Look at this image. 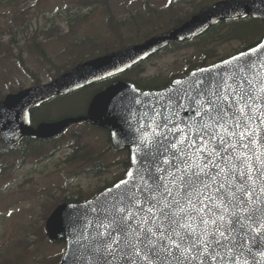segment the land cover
Masks as SVG:
<instances>
[{
	"label": "snow or ice",
	"instance_id": "obj_1",
	"mask_svg": "<svg viewBox=\"0 0 264 264\" xmlns=\"http://www.w3.org/2000/svg\"><path fill=\"white\" fill-rule=\"evenodd\" d=\"M258 67H264L259 56L238 62L227 80L194 81L184 95L195 119L175 121L174 113L156 122L131 179L116 185L124 190L92 209L93 264H247L254 247L264 255ZM79 260L75 250L66 257L67 264Z\"/></svg>",
	"mask_w": 264,
	"mask_h": 264
},
{
	"label": "rangeland",
	"instance_id": "obj_2",
	"mask_svg": "<svg viewBox=\"0 0 264 264\" xmlns=\"http://www.w3.org/2000/svg\"><path fill=\"white\" fill-rule=\"evenodd\" d=\"M93 1L100 3L90 5ZM218 1L222 0H19L17 6L0 5V39L5 42L13 39V36L5 34L10 30L9 26H13L18 34V42L12 46L8 54L5 53L0 57V89L3 93H9V91L27 88L34 84V80L18 60L22 51L21 58L26 65L38 74L42 83L46 84L57 75L53 70L54 67L62 70L64 66L71 64V60H74L70 55L73 43L85 44L84 48L79 49L81 51L107 50L111 43L104 41L108 39L113 41V32H116V36L121 33L124 37L127 31L125 24L118 27L120 21L126 18L139 20L141 17L148 20L149 13L146 4L151 6L152 11L157 12L160 16L159 21H162L160 25L164 26L163 23L175 21L179 15L195 12L197 5L212 4ZM71 9H74L80 17L85 18L76 24L73 30H70L67 24L61 23V20L66 22ZM62 10L64 11L60 16ZM14 11L24 13V15L15 20ZM51 22L61 26V33L50 40L43 39L46 55L50 58V64H46L42 62L43 57L29 51L30 41L27 37L30 33L47 28L46 26ZM166 27L168 28L167 25ZM150 30L151 27L145 26V31ZM94 35H99L102 42L90 43L83 40ZM242 48V44L238 41L217 43L216 51L211 54L213 58L206 59V62L209 65L214 64L240 52ZM195 64H198V60L194 57V50L183 49L155 57L142 67L145 77H159L160 81H164L179 75L186 76L189 65ZM89 97L90 93L83 92L63 98L58 101L57 105L39 111L37 117L58 119L81 114L85 111ZM72 128L90 129L95 132L100 139H88V142L93 143L95 148H100L99 146L107 141V136L102 130L93 129L87 124L73 125ZM85 141L87 142V139ZM65 145L66 140H63L58 147ZM70 154L65 147L54 155H40L34 160L31 169L23 167L21 162H16L17 173L8 176L0 172V247L6 251L7 245H10L9 249L14 250L22 264H42L40 259L49 255L58 258L63 249L62 245L53 246L33 242L30 245L14 248L12 242L15 230H18L19 226H21L19 235L26 232L23 226H41L42 216L39 214L43 212H39L42 209L41 201L43 198L46 199L45 192L49 190L58 192L57 197L62 198L65 195L82 191L83 195L89 197L99 191V186H105L104 180L96 181L82 176L81 167L70 164L73 163L68 160ZM10 159L6 158L5 162ZM122 169L123 167L112 168L109 181L120 177L124 172ZM23 183L28 184L22 189L20 185ZM63 186L64 189L59 192ZM35 239L36 237L32 236L30 240Z\"/></svg>",
	"mask_w": 264,
	"mask_h": 264
},
{
	"label": "water",
	"instance_id": "obj_3",
	"mask_svg": "<svg viewBox=\"0 0 264 264\" xmlns=\"http://www.w3.org/2000/svg\"><path fill=\"white\" fill-rule=\"evenodd\" d=\"M247 18L261 20L264 23V0L218 2L192 16L181 27L151 38L141 45L87 62L51 85L9 95L5 101L0 102V137L8 145H16L26 136L55 138L64 133L71 123L86 119L96 126L107 129L117 149L129 150L131 164L123 181L130 180L129 172H134L139 166L134 161L140 153L141 142L151 140L156 122L161 121L163 116H173L174 113L175 121H187L190 116L195 119L192 111L193 102L184 95L185 91L189 90V85L200 78L207 80L209 77L213 79L224 77L227 80L229 74L236 70L238 62L243 63L245 59L255 61L257 56L264 60V47H261L264 45V39L256 47L217 64L195 70L187 77L175 80L171 86L163 90L143 92L132 84L117 83L92 100L88 115L83 118L46 123L34 130L30 123L31 110L56 96L69 94L93 82L123 73L169 45L199 37L221 22ZM253 71L257 73V80L264 79V67H258ZM228 82L231 83V80ZM195 94V91L191 92V95ZM259 123L257 120L256 124ZM123 190V186L117 189L115 185L101 193L95 200L82 204H64L53 212L47 220L46 230L53 242L66 243L62 264H67L66 257L73 250L80 257L78 264H93L88 250L91 237L95 234L92 222L96 219V213L92 209L97 207L98 202H104L117 191ZM252 253L251 256L245 254L247 264H264V255L260 249L254 247Z\"/></svg>",
	"mask_w": 264,
	"mask_h": 264
},
{
	"label": "trees",
	"instance_id": "obj_4",
	"mask_svg": "<svg viewBox=\"0 0 264 264\" xmlns=\"http://www.w3.org/2000/svg\"><path fill=\"white\" fill-rule=\"evenodd\" d=\"M100 3L99 1H93L90 3V5H97ZM19 4V0H0V5L3 6H17ZM213 4V3H212ZM212 4H206V5H197V9L195 12L192 13H187L186 15H179L175 21L172 22H166L163 23L164 26L160 25L162 24V21H159V15H157L156 11L151 10V6L146 4V9L148 10V20L145 19V17H141L139 20L138 19H123L122 21L119 22V26H123V24L126 25L127 31L124 33V37L122 36L121 33H118L116 36V32H113V37L114 40L108 39L107 41L111 43V46L107 50L103 51H97V52H91V51H81L79 49L84 48V45L80 43H73L71 45V50H70V55L71 58L74 60H71V64L69 66H64L61 70V68L56 69L54 67V71L57 73L56 76L53 77V79L60 77L63 73L68 72L72 68H74L76 65L82 63L85 60H89L98 56H102L108 53H111L113 51H124L126 48L132 45L140 44L144 42L145 40L164 32L165 30L172 28V27H178L184 23V21L199 12L200 9L205 8L207 6H210ZM74 9L70 10V14L67 19V25L70 27V30H73L74 26L78 24L79 22L83 21L85 18L80 17L78 14H73L74 12L72 11ZM24 15V13H13V18L17 20L20 18V16ZM144 24V26H143ZM168 26V28L166 27ZM25 26V25H24ZM145 26L151 27L150 31H145ZM47 28L42 29L41 31H36L34 33L25 32L28 35L27 39L30 41V47L29 51L33 53L39 54L44 62L46 64H50V58L46 55V50L44 44V40H50L52 37L56 36L57 34L61 33V26L59 24H56L55 22L49 23ZM10 30L6 32V35H11L13 36V39L8 40V42L3 41V39H0V57L4 55L5 53L8 54L10 52V49H12V46L15 45L18 42V34L17 31L13 26H9ZM15 30V33H14ZM22 33V34H23ZM130 33V34H128ZM4 34V35H5ZM128 34V35H127ZM16 35V36H15ZM24 35V34H23ZM264 38V24L263 22L255 19H246V20H240L237 22H231V23H220L217 26H214L210 28L205 34L200 36L197 39L185 42V43H179L175 44L171 47L168 48L167 51L174 52L176 50H183V49H193L194 50V57L198 60V64H195L193 66L189 65V68L187 71L191 69H195L198 67H202L205 65H208L209 63L206 62V59H212L214 53L216 51V44L217 43H228L232 41H238L242 44V49H250L257 45L260 40ZM44 39V40H43ZM100 36L99 35H94V36H89V39L84 38V41H89L90 43L94 42H102L100 41ZM214 46V49L212 47ZM22 51V50H21ZM23 52V51H22ZM20 53V58L18 60L20 61L21 65L24 67L25 71L27 72L28 75L31 76V78L34 80V82L37 85L42 84L40 77L38 74L34 71H32L24 62V60L21 58ZM166 52V51H165ZM73 61V62H72ZM71 67V68H69ZM134 71H141L140 68L133 70ZM132 71L128 72L127 74L123 76H127L130 74ZM130 82L135 84L139 88H153V87H158V88H163L167 87L171 83V78L166 79L165 81L161 82V84H158L157 86L152 85L156 80L154 77L149 78L147 80H131L129 79ZM12 92H16L15 90ZM5 95L2 92V89H0V100L4 99ZM43 121H49L52 120L51 118H44L42 119ZM35 147H32L31 152L33 155L38 154L41 150L44 151L41 147V143L36 141L34 142ZM14 148H9L6 147L3 143V141L0 139V158L3 157H8V156H14ZM28 183H24L20 187L23 188L27 185ZM48 196H53L50 198H47ZM45 198L41 201V206L42 210L41 215L42 217V222L41 226H23L26 230L23 234L19 235V231L21 229V226H19L18 230H15V233L13 235V244L14 248L25 246V245H30L32 242L33 243H46L50 244V242H47V237L45 233V221L48 218V216L53 212V210L62 203L65 202H79L80 200L82 201L81 197L78 196V194H72L65 198L64 196L62 198H58L57 195L54 196V193L51 191L45 192ZM22 202V201H20ZM33 215V214H31ZM32 236L36 237L34 241H31L30 239ZM10 245H7V250L4 251L0 247V264H22L20 262L19 256H16V253H14V250L10 248ZM63 255V252H62ZM61 257L58 256V259ZM56 257L54 256H48L42 258L40 261L43 262L44 264H49L51 263ZM60 261V260H59Z\"/></svg>",
	"mask_w": 264,
	"mask_h": 264
},
{
	"label": "flooded vegetation",
	"instance_id": "obj_5",
	"mask_svg": "<svg viewBox=\"0 0 264 264\" xmlns=\"http://www.w3.org/2000/svg\"><path fill=\"white\" fill-rule=\"evenodd\" d=\"M115 81H117V78L107 79L105 86L108 87ZM84 123L90 125L88 122ZM71 134L73 137H71ZM71 134L62 140H67L65 146L71 153L68 160L77 162V165L81 167L80 173L82 176L96 181L104 180L107 183L110 179L112 168L115 169L117 164L126 165L128 163L129 153L127 151H117L111 145L110 136L108 137L109 143L106 146L101 147V145L99 146L100 148H95L93 143L88 142V139H92V137L98 138L95 132L90 131L82 134L74 130ZM86 139L87 142L85 141ZM30 146L31 143L24 142L17 148V151L25 152Z\"/></svg>",
	"mask_w": 264,
	"mask_h": 264
}]
</instances>
